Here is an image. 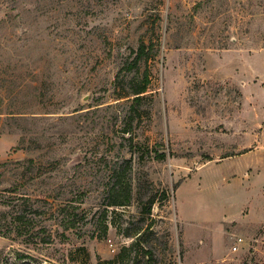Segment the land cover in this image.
<instances>
[{
	"label": "rangeland",
	"instance_id": "rangeland-1",
	"mask_svg": "<svg viewBox=\"0 0 264 264\" xmlns=\"http://www.w3.org/2000/svg\"><path fill=\"white\" fill-rule=\"evenodd\" d=\"M263 133L264 0H0V264H264Z\"/></svg>",
	"mask_w": 264,
	"mask_h": 264
},
{
	"label": "trees",
	"instance_id": "trees-1",
	"mask_svg": "<svg viewBox=\"0 0 264 264\" xmlns=\"http://www.w3.org/2000/svg\"><path fill=\"white\" fill-rule=\"evenodd\" d=\"M147 91L146 87H141L139 88L136 92H135V96L133 97V101L135 102H139L142 98H143V93H145ZM154 200H152L153 203ZM150 209V208H149ZM150 211V210H149Z\"/></svg>",
	"mask_w": 264,
	"mask_h": 264
},
{
	"label": "built area",
	"instance_id": "built-area-1",
	"mask_svg": "<svg viewBox=\"0 0 264 264\" xmlns=\"http://www.w3.org/2000/svg\"><path fill=\"white\" fill-rule=\"evenodd\" d=\"M263 138H264V133H263ZM236 248H237V246L235 245V246H234V249H236Z\"/></svg>",
	"mask_w": 264,
	"mask_h": 264
}]
</instances>
